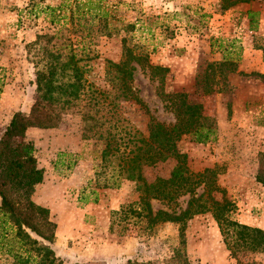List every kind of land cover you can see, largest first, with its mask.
Masks as SVG:
<instances>
[{"label":"rangeland","instance_id":"obj_1","mask_svg":"<svg viewBox=\"0 0 264 264\" xmlns=\"http://www.w3.org/2000/svg\"><path fill=\"white\" fill-rule=\"evenodd\" d=\"M59 1L0 0V131L14 111L25 113L32 102L35 67L26 57L25 43L56 26L48 12L35 13L31 5L56 6ZM121 1L118 13L127 22L134 21V29L125 32L121 23H114L103 31L91 23L100 31H94L97 34L88 44V58L82 61L87 64V81L104 93L109 91L107 60L118 61L123 35L130 45L147 52L149 63L168 71L158 84L137 66L131 86L148 111L134 101L112 102L115 134L146 136L149 116L173 123L168 94H184L186 101L196 103L215 125L214 137L205 143L193 142L188 135L176 142L177 150L185 156V166L192 172L214 168L218 186L235 206L233 218L264 229V187L255 179L258 156L264 152V125L259 123L264 116V79L246 75L264 73V0L240 2L225 10L220 0ZM193 10L205 14L201 22ZM223 57L235 63L233 72L230 67L220 72L209 66ZM208 89L211 91L206 92ZM82 126L80 116L66 115L57 127H32L25 132L37 166L44 170L43 181L34 187L31 198L48 209L56 224L55 254L63 264H165L177 245L178 226L165 222L146 232L138 227L110 229V211L137 199V183L123 177L118 187L101 186L103 178L114 170L97 166L99 145L94 138L81 139ZM59 151L75 155L74 166L65 169L57 164L53 168L51 161ZM174 163L169 156L144 164L142 174L149 182L166 178ZM151 205L160 206L156 201ZM184 241L189 261L236 264L208 212L188 220ZM237 259L264 264V250L244 252ZM0 264L8 261L0 258Z\"/></svg>","mask_w":264,"mask_h":264},{"label":"trees","instance_id":"obj_2","mask_svg":"<svg viewBox=\"0 0 264 264\" xmlns=\"http://www.w3.org/2000/svg\"><path fill=\"white\" fill-rule=\"evenodd\" d=\"M247 1L220 0L219 5L225 10ZM120 3L121 0H60L56 6H41L37 2L31 5L35 13L48 12L56 26L49 32L36 33L25 43L26 57L35 67L32 102L27 112L14 111L0 131V258L8 264H63L52 248L56 224L50 219L48 209L31 198L34 187L43 181L44 170L37 166L32 142L25 138V132L32 127H57L66 115H72L80 116L83 122L81 139L97 140V166H111L114 170L112 177L103 178L101 186L118 187L123 177L137 183V199L110 211L111 230L138 227L146 232L161 223H174L178 226L179 239L165 264H198L186 256L185 229L193 215L208 212L216 221L222 242L236 264H259L252 260L241 262L237 255L264 250V229L235 220V206L218 186L215 169L190 171L185 166V156L176 148L182 136L188 135L196 143H205L214 137V121L201 113L196 103L186 101L184 94H168L173 123L149 116L146 136L134 132L115 134L117 122L111 124L116 116L112 102L134 101L144 112L148 111L131 86L137 66L147 70L148 78L158 84L168 68L149 63L147 52L133 43L130 45L123 35L118 61L107 60L105 80L109 91L104 93L85 78L87 64L82 61L88 58V44L97 34L94 31H100L91 23L98 24L103 31H108L114 23H121L125 32L134 29V21L127 22L118 13ZM192 12L201 22L205 14ZM178 14L180 12L173 13ZM262 55L264 58L263 49ZM209 66L220 72L227 67L231 72L235 69V63L226 57ZM246 75L264 79V73ZM262 110L264 112V108ZM259 123L264 125V116ZM169 156L175 160L169 176L147 181L142 165L164 161ZM75 162V155L59 151L51 164L53 168L62 164L69 169ZM257 166L255 179L264 187V152L259 153ZM96 173L99 181L100 173ZM151 201L160 206L153 208Z\"/></svg>","mask_w":264,"mask_h":264}]
</instances>
